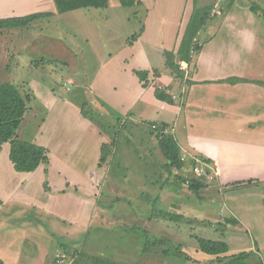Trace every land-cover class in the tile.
Masks as SVG:
<instances>
[{
  "label": "crops",
  "instance_id": "0c3cea01",
  "mask_svg": "<svg viewBox=\"0 0 264 264\" xmlns=\"http://www.w3.org/2000/svg\"><path fill=\"white\" fill-rule=\"evenodd\" d=\"M19 1L24 0H0V17H15V10H25V4L16 8ZM29 1V7L39 8L34 13L47 12V5H51V10H57L55 0ZM141 1L149 11L145 23L149 24L153 19L159 24V17H162L163 24L168 23L165 16L169 15L166 12L154 13L153 9L150 12L149 6L144 0ZM156 1L158 4L160 0L152 2ZM9 9L12 13L5 15L10 13L7 12ZM251 12H247L251 20L245 22L253 23L252 27H236L234 15L228 14L226 25L231 29L236 27V31L225 35L226 46L218 43L216 47L212 32H206L205 28L200 31L197 39L202 49L193 56L190 64L187 62L189 76L185 96L184 86L181 83L178 86L173 84L175 80L166 73L165 66L154 63L151 51L145 47L148 42L157 39L150 37L149 27H145L132 44L128 39L125 49L113 53L106 51L109 52V58L105 59L102 67L96 69L98 74L93 78L95 83L89 85L105 102L128 118L136 116L133 120H138L139 116H146L150 120L175 114L171 130H166L174 132L186 158L202 154L213 161L209 168L220 189L243 180L261 181L260 184L245 186V189H236L228 195L230 201L236 202L245 211L237 210L233 204L232 208L227 209L230 203L223 202L228 211L226 220V211L220 213L225 231L219 234L221 237L208 238L226 241L230 249L225 255L241 252L261 255L260 250H264V244L259 245V241L264 240V218L256 227V232L261 236L254 238L255 242L251 244L246 243L239 229L241 224L245 225L248 232L249 228L253 230L252 224L245 222L244 212L264 210V34L257 33L260 21L254 16L256 13ZM170 22H175V19ZM236 22L243 23L238 19ZM205 33L211 35L208 42H205ZM181 41L182 38H179V41L172 42V49L161 45L163 48L158 50L177 52ZM212 42L214 47L207 49L206 46ZM136 70L148 72L146 86ZM159 84L167 87L168 92L175 97L180 92L181 97H185L184 101L171 104L159 100L155 96ZM77 102L59 95L55 97L54 105L50 108L55 118L53 121H44L32 141L46 147L49 157V162L41 164L36 170H19L11 157L10 143L0 145V260L5 264H53L61 257L65 261L69 258L70 262L73 253L68 250H75L89 227L101 195L100 187L107 180L108 162L112 160L110 156L101 164L102 146L104 143L111 144L113 139L103 126L82 114ZM94 105L97 106L98 101H94ZM161 120L171 124L168 120ZM194 160L201 162L198 158ZM188 170V167L184 170L186 175ZM204 175L207 176L206 173ZM141 185L131 195L127 189L123 190L130 197L143 199L147 190L141 189ZM173 185L175 188L174 181ZM182 186L179 184L177 191H173L175 199L172 198L169 207L176 208L183 203L184 196L179 194ZM251 189H256V192ZM154 192L159 195L156 190ZM254 198H257L255 207L246 204L247 200L252 201ZM46 210H51V213ZM127 211V217H137L129 209ZM44 215L51 218L46 220L42 218ZM179 215H182L181 211ZM151 224L145 229L161 237L154 239L156 243L177 241L176 229ZM193 241L189 244L178 242L181 250L190 255L191 264H221L216 256L204 253L196 244L197 241ZM111 260L117 264H135ZM223 262L231 263L232 259L226 258ZM257 264H264V259L261 258Z\"/></svg>",
  "mask_w": 264,
  "mask_h": 264
},
{
  "label": "rangeland",
  "instance_id": "374dc122",
  "mask_svg": "<svg viewBox=\"0 0 264 264\" xmlns=\"http://www.w3.org/2000/svg\"><path fill=\"white\" fill-rule=\"evenodd\" d=\"M152 1L144 0L150 12L151 9L154 13L166 12L169 15L165 16L168 23L163 24L162 17L157 19L159 24H156L153 19L149 24L145 23V17L149 12L145 6L125 7L119 0H110L108 7H85L64 13L55 9L51 10V5H47L49 7L47 12H39L45 14L34 18L29 24L0 29V83L12 82L21 91L31 95L30 108L17 130L19 138L33 141L36 131L44 121L48 119L53 121L55 115L51 114L50 108L54 105L55 97L59 95V97L78 101L80 108L86 101L87 104H84L91 120L103 126V129L115 141L114 146H110L112 160L108 162L106 183L100 187L101 195L97 202V209L78 246H75L77 249L68 250L69 253H73V259L77 254H89L111 257L110 259H117L124 263L191 264L190 255L178 253L181 249L180 243L189 244V242L194 243L193 240H195L198 244L196 236L218 237L222 231H225L224 222L221 221L220 216L221 211H226L224 220L228 216L224 201L230 203V205L227 204V209L232 208L233 204L237 210L245 211L228 197L231 192L240 187L235 188L229 184L227 188L220 189L214 182L216 178H212L211 169L207 179L211 181L209 186L212 187L192 191L186 183H182L180 185H183V188L179 194L184 196L183 203H177L176 208L169 207L168 204L172 202V198L175 199L172 194H174L173 181L176 182V178L166 166V159L161 151L157 135L164 123L171 130L175 114H168V118L162 116L159 119L150 120L146 116H139L138 120H133L136 116L128 118L123 112L105 102L89 85L95 83L93 78L98 74L96 69L102 67L105 59L109 58V52L106 51L113 53L125 49L127 40L132 38L133 34L138 33L140 36L145 27H149L150 37H157V39L151 40L145 47L151 51L154 63L165 66L166 73L171 74L175 80L173 84L178 86V83H181L184 86L185 96L189 67L188 71L180 67L181 73L173 70L168 64L174 58L180 65L178 51L168 50L167 52L165 49L158 50V48L172 49V42L183 38L186 24L194 10L206 7H211L212 11L211 18L203 29L206 32H212L215 46L218 43L226 46L225 35L236 31L234 29L237 25L239 27L253 26V23L245 22L251 20L247 15L248 11L251 12L249 6L255 4L264 9V0H234L232 4H229L231 0L226 2L198 0V4H195L194 0H160L158 4L157 1L154 3ZM29 2L31 1L24 0L17 3L16 8L22 4H25L26 8L15 10L16 16L30 15L39 10L38 7H29ZM181 4L182 7H180ZM10 9L13 8L10 7ZM10 9L7 11L10 13L5 15L12 13ZM229 13L234 15L233 22L236 23L234 29L225 22ZM254 16L260 21L257 33L264 34V17L256 14ZM171 19H175V22H170ZM237 19L243 23L237 24ZM205 34L207 38L210 35ZM207 38L205 42L210 40ZM214 45L212 42L206 47L212 49ZM216 51L221 50H213V52ZM174 92L176 93L177 90ZM184 98L181 97L180 92L179 94L177 92L175 102L182 103ZM94 101H98L97 106L94 105ZM161 119L168 120L171 124ZM183 155H185L184 152ZM196 166L200 164L186 165L189 169L187 177L195 176ZM139 185L141 189L147 190L143 199L137 196L130 197L127 191L123 190L127 189L131 195L136 192ZM242 189H245V186ZM154 190L159 192L158 196ZM251 190L256 192V189ZM256 200L257 198L252 201L247 200L246 204H252L255 207ZM128 209L137 214V217H127ZM51 210L46 211L51 213ZM179 211L182 214L181 218L173 219L175 215H179ZM33 214L37 215L34 211ZM243 215L245 222L252 224L253 230L249 228L248 232L245 225L241 224L239 229L246 243L251 244L255 242L254 238L261 236L256 232V227L264 218V210L253 209L244 212ZM42 218L47 220L51 216L44 215ZM150 223L167 225L176 229L177 241L156 243L154 239L161 237L147 232L149 230L146 231L145 228L149 227ZM262 244L264 240L259 241V245ZM260 254L251 252L244 261L246 264H257L261 258L264 259L263 249L260 250ZM61 258L66 260L64 257ZM70 262L67 258L65 262L57 261L56 263L69 264Z\"/></svg>",
  "mask_w": 264,
  "mask_h": 264
},
{
  "label": "trees",
  "instance_id": "16d2710c",
  "mask_svg": "<svg viewBox=\"0 0 264 264\" xmlns=\"http://www.w3.org/2000/svg\"><path fill=\"white\" fill-rule=\"evenodd\" d=\"M120 4L125 7H137L144 6L141 0H119ZM195 4H198V0H194ZM226 2V1H225ZM234 0H231L229 4H232ZM57 11L60 13L73 11L79 8L85 7H108L109 0H55ZM250 9L253 13L264 17V9L260 6L252 4ZM211 7L198 8L192 13L178 49V56L180 62L186 61L191 62L193 56L200 52L202 49L201 43L198 41L199 32L206 26V22L211 18ZM225 13V10H224ZM45 13H33L26 16H15L8 18H0V29L9 26H20L29 24L34 18L39 17ZM144 29V28H143ZM143 31V30H142ZM139 37L138 33L132 35L129 39V43L132 44ZM174 58L170 60L168 65L172 66L173 70L180 72V65L178 62H174ZM136 74L139 79L144 82L146 86L148 83V72L144 70H136ZM183 72V71H182ZM155 96L162 101H166L171 104H175V96L168 92L167 87L159 84L155 89ZM31 101V95L24 93L21 89L12 82L0 83V145L5 142L10 143V154L11 157L21 171L31 172L36 170L41 164L49 162L48 150L46 147L36 144L32 141H26L19 138L17 130L21 125V121L29 110V103ZM86 102V101H85ZM81 105L82 114L91 119L90 114L86 111L85 103ZM85 103V104H84ZM108 127V126H107ZM106 127V129H107ZM155 127V125H153ZM162 130L158 132V140L161 151L166 159V166L170 169V173H174L176 182V190L181 183H186L190 190L199 191L207 188L208 175L210 173L209 164L213 161L202 155L193 154L192 157L186 158L183 155V150L176 139L175 135L169 132L166 124L162 126ZM156 129V128H155ZM115 141L111 144L104 143L102 146L101 153V164L105 163L111 156L110 146H114ZM194 158H198L201 162H197ZM203 161V162H202ZM189 163L200 164L203 166L205 175H197L187 177L184 173L186 165ZM208 166V167H207ZM184 169V170H183ZM261 181H239L230 184L235 188H242L250 184H260ZM228 184V186H230ZM180 215H175L173 219H180ZM198 240V247L204 253L210 256H216V259L224 264L223 261L226 258L232 259L230 264H246L244 261L245 257L250 253L241 252L239 254L225 255L229 252V244L224 240H217L213 238H205L196 236ZM162 241V240H160ZM181 249L178 250L179 254L186 255ZM225 255V256H223ZM0 264H5L3 260H0ZM69 264H116L115 261L101 256L89 255V254H77L75 258Z\"/></svg>",
  "mask_w": 264,
  "mask_h": 264
},
{
  "label": "built area",
  "instance_id": "2783aa9c",
  "mask_svg": "<svg viewBox=\"0 0 264 264\" xmlns=\"http://www.w3.org/2000/svg\"><path fill=\"white\" fill-rule=\"evenodd\" d=\"M224 1H227V0H224ZM187 67H188V63L186 61L181 62V68L182 69H187ZM194 173L197 174V175H204L205 171H204L203 166H196L194 168ZM58 262L62 263V262H65V260L63 258H61V259L58 260Z\"/></svg>",
  "mask_w": 264,
  "mask_h": 264
}]
</instances>
